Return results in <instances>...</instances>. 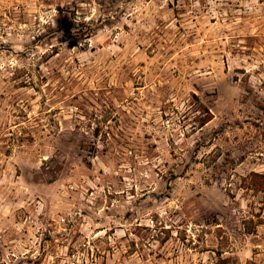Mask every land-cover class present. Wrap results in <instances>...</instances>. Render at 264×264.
I'll use <instances>...</instances> for the list:
<instances>
[{
	"label": "rangeland",
	"instance_id": "obj_1",
	"mask_svg": "<svg viewBox=\"0 0 264 264\" xmlns=\"http://www.w3.org/2000/svg\"><path fill=\"white\" fill-rule=\"evenodd\" d=\"M256 174L264 0H0V264H264Z\"/></svg>",
	"mask_w": 264,
	"mask_h": 264
},
{
	"label": "trees",
	"instance_id": "obj_2",
	"mask_svg": "<svg viewBox=\"0 0 264 264\" xmlns=\"http://www.w3.org/2000/svg\"><path fill=\"white\" fill-rule=\"evenodd\" d=\"M209 121H210V120L205 121V122H204V125L207 124ZM255 178H256V179H264V176L256 174V175H254V179H255ZM256 188L259 189V188H261V187L257 186Z\"/></svg>",
	"mask_w": 264,
	"mask_h": 264
}]
</instances>
